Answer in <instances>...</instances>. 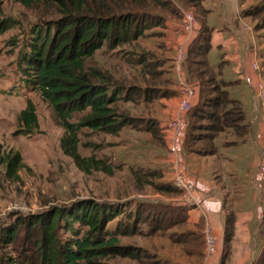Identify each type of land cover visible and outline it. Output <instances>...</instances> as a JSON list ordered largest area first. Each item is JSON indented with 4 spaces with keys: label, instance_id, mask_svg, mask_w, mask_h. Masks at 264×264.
<instances>
[{
    "label": "trees",
    "instance_id": "obj_1",
    "mask_svg": "<svg viewBox=\"0 0 264 264\" xmlns=\"http://www.w3.org/2000/svg\"><path fill=\"white\" fill-rule=\"evenodd\" d=\"M205 1L17 0L28 10L37 12L44 9L52 17L44 20L46 14H43L41 22L32 28L30 50L21 55V62L26 66L24 72L29 75V86L51 104L66 129L61 141L63 152L83 173L101 171L113 175L114 171L104 161L81 155L78 133L82 127L110 135H119L129 127L150 133L154 139L165 142L164 129L157 120L141 122L130 113L122 112L120 104L141 101L152 104L177 97L179 92L173 78L168 81L166 90L159 84L158 69L168 63V72L173 74V64L169 60L153 62L142 54L131 61L135 66L143 67L144 86L116 80L105 71L87 66L101 51H125L128 46L134 48L153 29L166 28L171 20L181 21L180 7L195 9L196 13L193 12L201 25L198 37L188 47L186 62L189 77L198 83L200 95L199 104L185 118L186 152L202 157L216 155V140L227 131L233 133L237 142H244L249 137L250 124L243 105L229 91L236 83L223 78L222 64L214 68L208 59L213 31L206 22L208 11L203 5ZM242 15L258 22L257 31L264 29V1L245 10ZM11 25V20L0 16V33ZM76 113L84 116L79 123H72ZM20 122L25 133H33L38 128V116L32 101H28L27 108L22 111ZM203 130L207 134H202ZM4 162L8 178L19 181L23 166L21 154L11 151ZM132 173L141 187H152L171 198L182 195L172 183L160 182L163 173L159 170L140 167ZM188 211V208L170 204H142V208L141 205L134 208L89 201L64 210L54 209L32 216L21 225L3 229L0 245L14 247L16 256H2L0 264H108L105 263L108 258L143 262L146 257L156 256L142 247L124 245L121 239L137 234L153 237L166 233L184 224ZM235 220L234 214L227 213L222 264L231 254ZM112 223H115L114 227L110 226ZM76 224L79 228L75 227ZM141 226L150 228L146 231ZM203 229L202 234L174 233L170 237L176 244L191 247L204 244L206 249ZM62 231L69 235L68 238L60 236ZM261 232L264 237V221ZM187 251L195 253L192 248ZM254 264H264V248Z\"/></svg>",
    "mask_w": 264,
    "mask_h": 264
},
{
    "label": "rangeland",
    "instance_id": "obj_2",
    "mask_svg": "<svg viewBox=\"0 0 264 264\" xmlns=\"http://www.w3.org/2000/svg\"><path fill=\"white\" fill-rule=\"evenodd\" d=\"M263 1L206 0L204 2V7L208 11V25L216 32H225L227 29L233 31L232 28L235 27L237 35L245 37L248 49L254 46L259 49L258 57L262 66H264V29L257 31L258 22L242 14ZM193 10L196 13L195 9ZM43 14H46L44 20H51L52 17L47 15L44 9L34 12L24 8L17 0H0V16L12 22L10 28L0 33V237L3 229L10 225H21L24 221L28 222V218L32 216H40L54 209L64 210L85 201L127 205L134 208L138 205L142 208V204L175 206L168 201L158 202L159 199L156 197H171L156 192L152 187L139 186L133 177V170L143 166L142 163L154 164V152L144 149L146 144L150 143L146 138L152 134L148 135L129 127L124 128L119 135L95 132L87 127L81 128L78 133L81 155L85 158L95 157L97 160L104 161L113 168V175L101 171L85 174L77 167L73 159L63 152L61 141L66 134V129L51 104L45 101L32 86H29V75L24 72L26 66L21 62V55L30 50L32 28L41 22ZM240 16L244 17L243 22L239 20ZM168 26L148 32L147 36L141 38L134 48L128 46L125 51L121 50L122 52H99L87 67L105 71L116 80H127L128 83L144 86L143 67L135 66L131 61L145 54L153 62L169 60V63L173 64L174 53L170 54L166 41ZM245 26L253 28L254 32L249 33L245 30ZM252 34H255L257 38L254 42L250 39ZM237 35H234L235 43L239 40ZM209 62L214 68L219 67L220 51H212ZM169 68L170 65L167 63L157 70L160 74V87L164 90L169 88L170 78L174 77L176 81L174 73L168 72ZM229 91L234 98L236 95L234 89L230 88ZM28 101L33 102L38 116V128L30 134L24 132V125L20 122V115L27 108ZM155 102L152 104L142 101L121 103L120 108L122 112L141 119V122L149 119L156 120ZM83 116L84 114L76 113L71 122L79 123ZM201 133L207 134V131L203 130ZM152 136L155 140V136ZM231 139L236 137L230 131L219 136L216 140L219 150L217 156L226 155L224 151L228 148L227 141ZM130 141L132 142L129 143ZM11 151L20 153L23 158L19 181L9 179L6 174L4 158ZM114 224L110 226L114 227ZM146 226H141V229L147 231L150 227ZM75 227L79 228V224ZM60 236L66 239L69 235L62 231ZM121 240L124 245L143 247L151 254H154L153 249L162 243L154 237L146 238L139 234L124 237ZM154 245L156 246L153 247ZM10 255L16 256L14 247L0 245V258ZM160 258L158 255L155 258L146 257L143 262L108 258L105 263L164 264L165 259L161 258L162 262Z\"/></svg>",
    "mask_w": 264,
    "mask_h": 264
},
{
    "label": "crops",
    "instance_id": "obj_3",
    "mask_svg": "<svg viewBox=\"0 0 264 264\" xmlns=\"http://www.w3.org/2000/svg\"><path fill=\"white\" fill-rule=\"evenodd\" d=\"M239 20L243 22L244 17L240 16ZM206 22L208 25V15ZM180 23L181 21L176 20L167 23L169 26L166 41L171 55L175 53L177 44L184 43L189 47L198 37L201 28L198 22L197 30L192 35L184 33ZM211 29L213 32L210 53L220 51L222 76L225 80L236 83L231 87L234 93L236 92L234 98L242 103L251 132L244 143H239L236 139L228 140L225 156H217L219 150L213 155L215 158L191 154L184 148L186 127L178 135L165 130L167 122L179 117L185 119L187 116L179 111L180 95L155 102L154 116L164 129L165 142L153 140L150 133L144 132L149 135L146 140L150 142L144 149L154 152V164L142 163L143 166L139 167L161 171L162 183H172L175 174L179 172L196 186V204L188 209L186 222L166 233L153 236L162 242L158 246L157 244L153 246H156L153 253L164 258V262L160 258L164 264H222L227 213L234 214L236 220L231 254L225 264H254L264 248V237L261 232L264 221V183L258 176L260 159L264 153V112H258L259 102L255 95L257 81L261 75L264 76V66L260 64L259 49L255 46L248 49L245 37L237 35L235 27L232 28L233 31L227 29L225 32ZM245 30L249 33L254 32V29L248 26H245ZM234 35L239 37L236 43ZM250 39L254 42L257 38L252 34ZM255 63L259 64L260 72L254 69ZM171 144H174L178 151L176 163L174 161L176 156L171 152ZM202 210L206 212L207 218L204 217ZM207 220L213 226L218 241L217 252L213 256H207L204 244L196 246L197 248L184 246L176 244L170 237L174 233L202 234ZM189 248L195 253L190 254L187 251Z\"/></svg>",
    "mask_w": 264,
    "mask_h": 264
},
{
    "label": "built area",
    "instance_id": "obj_4",
    "mask_svg": "<svg viewBox=\"0 0 264 264\" xmlns=\"http://www.w3.org/2000/svg\"><path fill=\"white\" fill-rule=\"evenodd\" d=\"M182 12V20L180 23V28L184 33L194 34L197 30L198 21L195 17V14L192 10L185 9L180 7ZM188 58V46L184 43L177 44L174 53L173 59V73L176 76V88L179 92L181 102L179 105V111L181 114H188L192 111L198 104L200 100L199 92H197V88H199L198 83L196 81H192L189 77V73L186 69V62ZM254 69L257 72L261 71L260 66L255 63L253 65ZM264 76L261 75L257 81L256 92L255 95L259 102V111L264 112ZM186 127L185 119L179 117L167 122L165 126V130L173 131L175 135L180 134L183 129ZM171 144V152L175 154V163L177 158L178 151L176 147ZM258 176L260 180L264 183V153L260 159ZM173 186L182 192V196L178 199L171 198H163L156 197L159 201H168L170 203H174L178 207L184 208H192L196 204V186L189 179H187L183 174L177 172L173 178L172 182ZM203 215L207 218V214L204 210H202ZM203 235L205 238L206 244V253L207 256H213L217 252L218 241L215 236L213 226L207 220L205 227L203 229Z\"/></svg>",
    "mask_w": 264,
    "mask_h": 264
}]
</instances>
